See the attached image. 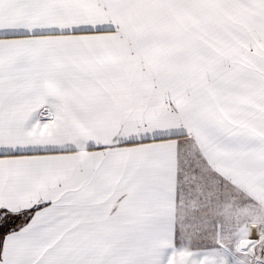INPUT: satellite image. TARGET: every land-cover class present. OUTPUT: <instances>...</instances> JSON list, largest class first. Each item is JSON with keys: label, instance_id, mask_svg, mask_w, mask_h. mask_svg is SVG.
Segmentation results:
<instances>
[{"label": "snow or ice", "instance_id": "snow-or-ice-1", "mask_svg": "<svg viewBox=\"0 0 264 264\" xmlns=\"http://www.w3.org/2000/svg\"><path fill=\"white\" fill-rule=\"evenodd\" d=\"M0 264H264V0H0Z\"/></svg>", "mask_w": 264, "mask_h": 264}]
</instances>
